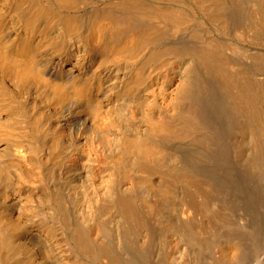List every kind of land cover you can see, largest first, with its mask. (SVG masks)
<instances>
[{
    "label": "bare ground",
    "instance_id": "6f19581e",
    "mask_svg": "<svg viewBox=\"0 0 264 264\" xmlns=\"http://www.w3.org/2000/svg\"><path fill=\"white\" fill-rule=\"evenodd\" d=\"M0 264H264V0H0Z\"/></svg>",
    "mask_w": 264,
    "mask_h": 264
}]
</instances>
